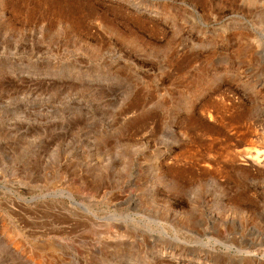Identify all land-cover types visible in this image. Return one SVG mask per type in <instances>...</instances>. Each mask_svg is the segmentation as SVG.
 <instances>
[{"label":"rangeland","instance_id":"obj_1","mask_svg":"<svg viewBox=\"0 0 264 264\" xmlns=\"http://www.w3.org/2000/svg\"><path fill=\"white\" fill-rule=\"evenodd\" d=\"M0 264H264V0H0Z\"/></svg>","mask_w":264,"mask_h":264}]
</instances>
